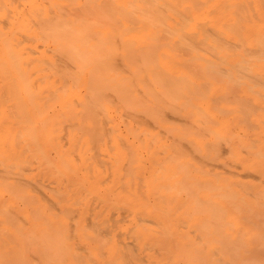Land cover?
I'll return each mask as SVG.
<instances>
[{"label": "bare ground", "instance_id": "bare-ground-1", "mask_svg": "<svg viewBox=\"0 0 264 264\" xmlns=\"http://www.w3.org/2000/svg\"><path fill=\"white\" fill-rule=\"evenodd\" d=\"M0 264H264V0H0Z\"/></svg>", "mask_w": 264, "mask_h": 264}]
</instances>
